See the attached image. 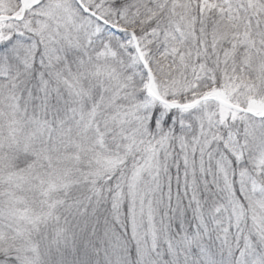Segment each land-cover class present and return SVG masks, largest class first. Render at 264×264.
<instances>
[{"label":"snow or ice","instance_id":"1","mask_svg":"<svg viewBox=\"0 0 264 264\" xmlns=\"http://www.w3.org/2000/svg\"><path fill=\"white\" fill-rule=\"evenodd\" d=\"M0 264H264V0H0Z\"/></svg>","mask_w":264,"mask_h":264}]
</instances>
